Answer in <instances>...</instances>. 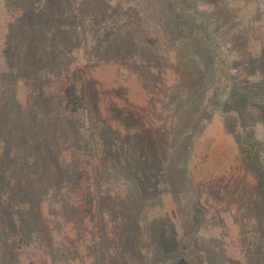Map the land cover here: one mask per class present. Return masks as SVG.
<instances>
[{"label": "rangeland", "instance_id": "374dc122", "mask_svg": "<svg viewBox=\"0 0 264 264\" xmlns=\"http://www.w3.org/2000/svg\"><path fill=\"white\" fill-rule=\"evenodd\" d=\"M177 1L0 0V264H264V108L205 102ZM215 2L264 104V0Z\"/></svg>", "mask_w": 264, "mask_h": 264}, {"label": "trees", "instance_id": "16d2710c", "mask_svg": "<svg viewBox=\"0 0 264 264\" xmlns=\"http://www.w3.org/2000/svg\"><path fill=\"white\" fill-rule=\"evenodd\" d=\"M206 3L202 0H178L175 7V26L178 33L188 40V51L199 68L198 84L204 90L203 99L209 106L210 104L213 106L214 111H220L227 121V126L234 129L239 119L234 111L228 108L231 106L228 99L232 100L237 94L238 102L242 105L250 102L264 108V104L261 98L252 99L245 94L246 92H240V79L231 72L235 59L231 58L230 52H224L220 43L221 38L214 31L221 27L222 14L219 9L217 10L215 0ZM201 5H209L214 12L201 9ZM242 148L248 162L254 164V168L264 176V162L258 159L260 154L256 150L255 154L251 155L257 144L247 143ZM89 203L93 204V201L90 199Z\"/></svg>", "mask_w": 264, "mask_h": 264}]
</instances>
